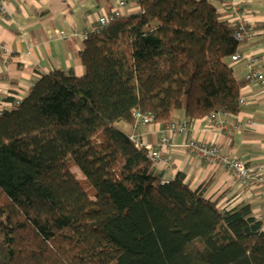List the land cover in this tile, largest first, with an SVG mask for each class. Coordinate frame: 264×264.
Returning <instances> with one entry per match:
<instances>
[{
  "label": "trees",
  "instance_id": "1",
  "mask_svg": "<svg viewBox=\"0 0 264 264\" xmlns=\"http://www.w3.org/2000/svg\"><path fill=\"white\" fill-rule=\"evenodd\" d=\"M219 1L137 0L88 34L84 75L39 74L0 108V264H264L250 205L224 211L184 174L167 181L118 126L241 111L240 25Z\"/></svg>",
  "mask_w": 264,
  "mask_h": 264
},
{
  "label": "crops",
  "instance_id": "2",
  "mask_svg": "<svg viewBox=\"0 0 264 264\" xmlns=\"http://www.w3.org/2000/svg\"><path fill=\"white\" fill-rule=\"evenodd\" d=\"M119 1L8 0L3 9L0 6V108L11 109V100L25 98L39 74L63 70L84 75L86 69L79 63L78 53L99 16L110 15ZM217 6L225 19L239 25L246 22L253 30L242 43L241 60L234 62L237 77L245 79L252 69L264 74V0H223ZM138 10L137 3L128 0L127 15ZM241 97L246 103L236 115L216 113L213 120L207 116L187 122L184 112L177 111L167 129L154 123L140 126L137 134L153 148H160L162 135L169 138L165 157L170 163L160 170L167 181L182 173L191 189L204 187L205 198L217 202L221 210L250 205L258 218L262 204L257 189L238 186L228 169L196 158L186 148L191 137L215 142L224 153L248 166H264V87L248 82ZM184 124L188 136L178 133ZM118 126L128 134L135 132L124 122Z\"/></svg>",
  "mask_w": 264,
  "mask_h": 264
},
{
  "label": "built area",
  "instance_id": "3",
  "mask_svg": "<svg viewBox=\"0 0 264 264\" xmlns=\"http://www.w3.org/2000/svg\"><path fill=\"white\" fill-rule=\"evenodd\" d=\"M7 1L8 0H0V6L2 7V9ZM132 1L136 2L137 0ZM127 9L128 0H120L117 4V7L112 11L110 15L99 16L97 25L92 30V32L102 29L114 19L127 15ZM252 33V28L246 22H243L240 24L236 37L239 40L244 41L245 39H249ZM6 58H8V56ZM6 58L5 62H8ZM241 58L242 56L240 53L232 56L233 62H238L241 60ZM252 64L255 65L256 61L254 60ZM245 80L248 82L256 81L260 84V86L264 87V74L260 71L252 69L245 75ZM240 103L241 106L244 105L246 103L245 99L241 97ZM20 104L21 102L18 100L11 109L17 108ZM134 116L136 120V127L134 128H138L140 126H149L152 125L155 121L153 115L143 114L139 111L135 112ZM215 116L216 113H212L208 116V118L213 120L215 119ZM178 133L180 135L182 134L188 136L189 133L185 124L181 125ZM130 138L138 147H147L149 156L158 170H163V168L170 163L169 158L165 157V155L168 153L167 150L169 148L170 141L166 135H162V137L159 139L160 148H153L143 143L142 141H140L138 134L135 132L130 134ZM186 148L196 158L204 160L213 166H221L228 169L232 175V178L238 186L253 187L257 189L262 204L261 214L258 217V220L263 222L264 224V166H248L244 160L224 153L221 150L220 146L215 142L198 141L191 137L186 143Z\"/></svg>",
  "mask_w": 264,
  "mask_h": 264
},
{
  "label": "rangeland",
  "instance_id": "4",
  "mask_svg": "<svg viewBox=\"0 0 264 264\" xmlns=\"http://www.w3.org/2000/svg\"><path fill=\"white\" fill-rule=\"evenodd\" d=\"M154 123H155V121H154ZM154 123H153V124H154ZM72 171H73L74 173L77 174L78 178H80V179H84V177L82 176L81 172H80L77 168H73ZM92 198H93V197H92ZM93 199H94V198H93Z\"/></svg>",
  "mask_w": 264,
  "mask_h": 264
}]
</instances>
